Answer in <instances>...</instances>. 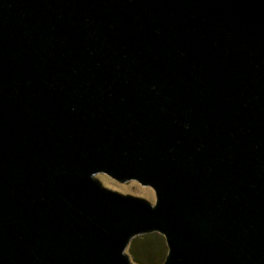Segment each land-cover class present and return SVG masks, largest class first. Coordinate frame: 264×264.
I'll list each match as a JSON object with an SVG mask.
<instances>
[{"label":"water","instance_id":"1","mask_svg":"<svg viewBox=\"0 0 264 264\" xmlns=\"http://www.w3.org/2000/svg\"><path fill=\"white\" fill-rule=\"evenodd\" d=\"M152 232L264 264V0H0V264H139Z\"/></svg>","mask_w":264,"mask_h":264},{"label":"rangeland","instance_id":"2","mask_svg":"<svg viewBox=\"0 0 264 264\" xmlns=\"http://www.w3.org/2000/svg\"><path fill=\"white\" fill-rule=\"evenodd\" d=\"M105 188L124 194L136 195L150 203H154V192L149 187H144L136 181L119 182L105 174H101L97 179ZM159 241L162 252L153 246L154 241ZM129 251L131 256L139 264H162L167 253V247L162 235L157 232L139 235L136 243H130ZM138 250V251H136Z\"/></svg>","mask_w":264,"mask_h":264},{"label":"trees","instance_id":"3","mask_svg":"<svg viewBox=\"0 0 264 264\" xmlns=\"http://www.w3.org/2000/svg\"><path fill=\"white\" fill-rule=\"evenodd\" d=\"M152 244H153V246H155V248L159 249L162 252V248L160 247L159 241L156 240ZM130 250H131V252L135 251L133 249H130ZM136 251H138V250H136Z\"/></svg>","mask_w":264,"mask_h":264}]
</instances>
